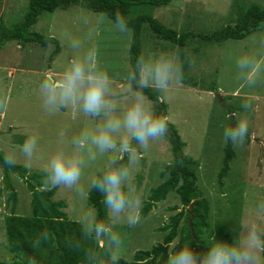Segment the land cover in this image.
<instances>
[{
	"label": "rangeland",
	"instance_id": "374dc122",
	"mask_svg": "<svg viewBox=\"0 0 264 264\" xmlns=\"http://www.w3.org/2000/svg\"><path fill=\"white\" fill-rule=\"evenodd\" d=\"M252 4L264 7V0H172L168 5L158 7L150 4L134 6L131 16L151 15L178 32L212 33L234 23L239 11ZM29 10L30 0H0V22L12 28L25 19ZM84 12L103 18L94 37L99 48L100 67L111 77L113 95L121 104H127L134 95L133 86L126 79L127 72L132 69L130 29L120 33L106 14L89 10L83 4H75L51 13L44 12L30 30L54 37L61 46L65 31L73 35L82 33L76 17ZM261 38H264V23L243 39L215 43L193 39L188 46L193 55L189 75L195 79L202 78L207 83L211 81L209 86L213 90L191 87L180 80L172 85L167 96L159 103L154 102L156 114L168 117L169 132L148 152L140 153L135 177L145 203L151 190L169 176L162 172L174 161L169 136L175 129L185 144L184 153L197 163L198 187L211 206L209 222L212 228L215 223L222 225L221 234L213 236L229 243L233 242L239 230L236 219L242 213H250L256 199L264 198V83L251 89L244 87L236 78L234 66L236 56L255 52L257 41ZM141 46L142 55L146 56L165 52L179 54L177 46L158 39L148 24L142 28ZM57 48L58 45L51 42L45 46L16 39L0 43V103L4 105L0 108V153L4 158H15L17 165L26 167L27 163L30 174L41 173L53 153L61 150L71 152V139L82 129L92 128L97 123L75 107L70 106L52 114L43 108L40 81L45 76L59 77L69 59L66 47L61 46V51L55 55ZM248 96L254 102V110L249 114L250 136L243 147L233 148L235 156L230 164L231 169L229 175L223 178L224 185H221L218 176L228 145L222 139L223 129L232 126L241 115L240 103ZM33 133L39 137L38 149L34 159L26 162L18 151V145ZM102 163L98 161L86 169L85 180L90 175L98 174ZM4 178L0 164V262L7 263L12 254L7 247L5 218L12 213V205L7 199L9 190L5 188ZM9 179L18 194L16 214L30 216L32 197L26 182L14 172L10 173ZM53 198L66 200L68 207L62 210L77 222L82 213L95 211L88 200L81 203L69 192L56 190ZM181 208L176 193L172 191L165 200L157 202L147 216L141 215L135 227L119 226L116 230L123 240L122 258L132 260L135 252L163 243L165 235L171 231L172 216L177 215ZM165 226L169 227L163 230ZM184 226L185 218H182L178 236L174 240L180 241ZM208 232L209 229L203 236ZM102 243L100 241V246H103ZM99 253L100 258L104 259L103 251Z\"/></svg>",
	"mask_w": 264,
	"mask_h": 264
},
{
	"label": "clouds",
	"instance_id": "9594fccd",
	"mask_svg": "<svg viewBox=\"0 0 264 264\" xmlns=\"http://www.w3.org/2000/svg\"><path fill=\"white\" fill-rule=\"evenodd\" d=\"M76 20L83 31L80 35L63 33L60 43L68 50L69 59L59 77L45 76L40 81L41 102L50 114L71 106L97 123L71 139V152L53 153L41 169V178L45 188L72 193L81 203L87 201L93 191L100 194L105 217L98 218L93 210L79 215L80 236L69 238L67 243L80 249L82 242L88 239L101 241L104 259L95 248H86L83 264H120L123 240L116 229L121 225L135 227L143 210L144 194L135 178L140 153L148 152L169 132L168 117L156 114L154 102L149 101L145 92L157 93L156 100L160 102L172 85L183 79L190 59L187 54L181 57L167 52L138 56L126 75L134 95L127 104H121L112 93L109 73L100 67L99 48L94 42L103 18L84 12ZM111 21L120 33L129 30L127 18L119 12ZM234 66L236 78L244 87L251 89L264 83V38L257 41L255 52L236 56ZM3 107L0 103V108ZM240 110L241 115L222 133L223 142L234 149L243 147L250 136L252 97L242 99ZM38 144L39 137L33 133L18 145L26 162L34 159ZM125 160L126 163H122ZM98 161H103L98 174L85 180V170ZM0 162L8 167L16 164L12 156ZM235 222L239 230L233 242L216 239L211 234L214 226L200 238L206 243L207 250L203 252H197L192 241L172 240L166 245L165 264H264V198L256 199L251 212L242 213ZM47 239V231H44L36 237L35 243L39 245ZM28 264H36V261L29 260Z\"/></svg>",
	"mask_w": 264,
	"mask_h": 264
},
{
	"label": "trees",
	"instance_id": "16d2710c",
	"mask_svg": "<svg viewBox=\"0 0 264 264\" xmlns=\"http://www.w3.org/2000/svg\"><path fill=\"white\" fill-rule=\"evenodd\" d=\"M172 0H30V10L21 23L12 28H8L2 21L0 22V43L7 40L16 39L24 42H36L45 46L51 42L58 45L54 54H59L61 46L54 37H47L37 32H31L39 17L44 12H54L58 8H68L72 5L83 4L89 10L106 14L110 19L119 12L127 18L129 29L132 31L130 46V57L132 68L138 56L142 55L141 34L144 24H148L153 34L158 39H164L178 47V53L181 57L184 54L190 59V64H186L182 83L191 87L201 86L212 91L209 84L202 78L195 79L189 75V68L192 64V54L189 51L190 43L193 39H200L204 43L224 42L228 39H243L254 30L259 29L264 23V7L258 4H252L239 11L234 23L229 24L220 30L204 33L194 31L178 32L174 29L164 26L155 17L147 14H137L132 17L134 6L141 4H150L153 6H163L171 3ZM146 96L149 100L159 103L156 100L157 93L146 90ZM163 105V103L161 102ZM173 128V126H172ZM169 142L173 152V163L168 165L162 174L168 173L169 176L160 185L151 190V194L145 201L142 214L147 216L157 202L165 200L168 194L174 191L182 206L177 215L172 216L171 231L165 235L164 242L154 245L149 250H139L135 252L132 260L122 258L120 264H165L168 248L167 244L178 236L179 222L185 218V226L182 229L181 243L192 241L193 248L197 252L206 251L203 233L213 228L209 222L211 206L207 198L203 197L198 187V177L196 175L197 163L188 158L184 153L185 144L181 141L175 129L170 132ZM235 156L233 147L228 144L225 147L224 164L219 173L218 179L221 185H224L223 178L230 172V164ZM4 157L0 153V161ZM122 163H126L122 161ZM4 170L5 188L9 190L8 202H11L12 213L5 218L7 247L12 254L7 263L0 264H28L29 260H35L36 264H83V255L86 248H95L98 252L103 251L100 241L88 239L82 242L80 249L70 247L67 240L72 237L80 236V225L77 221L71 220L67 213L62 210L68 207L66 200H55V189L45 188L42 183L41 173H29L28 168L17 165L8 167L0 162ZM11 172L17 173L27 184L31 192V212L30 216L16 214L15 207L18 200V194L9 179ZM89 205L95 210L98 218L105 217V211L101 203L99 193L93 191L89 194ZM193 206V209L190 208ZM178 208V207H177ZM214 226L211 233L219 236L222 225ZM169 226L162 229L166 230ZM47 231L48 239L42 241L39 245L35 243L36 237ZM200 243L202 245H200Z\"/></svg>",
	"mask_w": 264,
	"mask_h": 264
},
{
	"label": "water",
	"instance_id": "95a60500",
	"mask_svg": "<svg viewBox=\"0 0 264 264\" xmlns=\"http://www.w3.org/2000/svg\"><path fill=\"white\" fill-rule=\"evenodd\" d=\"M191 209H193V206H190Z\"/></svg>",
	"mask_w": 264,
	"mask_h": 264
},
{
	"label": "crops",
	"instance_id": "0c3cea01",
	"mask_svg": "<svg viewBox=\"0 0 264 264\" xmlns=\"http://www.w3.org/2000/svg\"><path fill=\"white\" fill-rule=\"evenodd\" d=\"M15 70V69H14Z\"/></svg>",
	"mask_w": 264,
	"mask_h": 264
}]
</instances>
